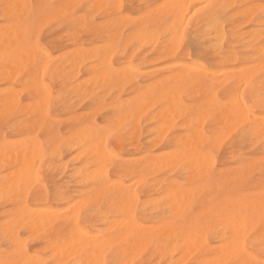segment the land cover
I'll return each mask as SVG.
<instances>
[{
    "label": "bare ground",
    "instance_id": "bare-ground-1",
    "mask_svg": "<svg viewBox=\"0 0 264 264\" xmlns=\"http://www.w3.org/2000/svg\"><path fill=\"white\" fill-rule=\"evenodd\" d=\"M261 5L0 0V264L258 261Z\"/></svg>",
    "mask_w": 264,
    "mask_h": 264
},
{
    "label": "snow or ice",
    "instance_id": "snow-or-ice-1",
    "mask_svg": "<svg viewBox=\"0 0 264 264\" xmlns=\"http://www.w3.org/2000/svg\"><path fill=\"white\" fill-rule=\"evenodd\" d=\"M261 14H262L261 18L264 19V0H262ZM39 43H40L39 39L37 38V40H36L37 47L39 46ZM234 243H235L236 250H237L238 254H240V255H249L250 254L246 240H244L242 242L241 239L238 237ZM26 255H27L26 252H22L20 258L16 261V264H33V262L28 261L24 258ZM237 264H240V262L238 261ZM246 264H247V262H246ZM254 264H264V255H262L258 261H255Z\"/></svg>",
    "mask_w": 264,
    "mask_h": 264
},
{
    "label": "rangeland",
    "instance_id": "rangeland-1",
    "mask_svg": "<svg viewBox=\"0 0 264 264\" xmlns=\"http://www.w3.org/2000/svg\"><path fill=\"white\" fill-rule=\"evenodd\" d=\"M44 35H45V31H43V33H42V36H41V42H43V39H44ZM235 140V137L234 136H231V137H227L226 139H224L221 143H220V145H219V147H218V149H217V160L219 161V160H221L223 157H224V154H225V152H226V149L228 148V146H229V143L231 142V141H234ZM228 145V146H227ZM225 146H227V147H225ZM224 150V151H223Z\"/></svg>",
    "mask_w": 264,
    "mask_h": 264
}]
</instances>
